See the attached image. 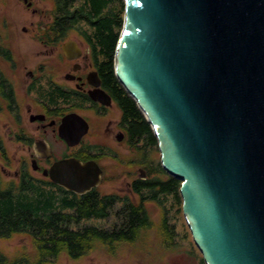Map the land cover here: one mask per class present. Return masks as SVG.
<instances>
[{
    "label": "water",
    "instance_id": "1",
    "mask_svg": "<svg viewBox=\"0 0 264 264\" xmlns=\"http://www.w3.org/2000/svg\"><path fill=\"white\" fill-rule=\"evenodd\" d=\"M124 1L115 75L150 123L163 169L182 182L205 263L264 264V0ZM63 49L82 54L75 40ZM88 129L70 113L59 134L74 146ZM44 174L78 194L103 182L97 161L74 156Z\"/></svg>",
    "mask_w": 264,
    "mask_h": 264
},
{
    "label": "rangeland",
    "instance_id": "2",
    "mask_svg": "<svg viewBox=\"0 0 264 264\" xmlns=\"http://www.w3.org/2000/svg\"><path fill=\"white\" fill-rule=\"evenodd\" d=\"M36 2L37 7L47 11L55 8L54 0H36ZM82 2L83 0H80L76 7L82 5ZM6 18H8V25L13 24L15 29L8 27L2 30V33L5 34L4 39L7 40L8 46L14 49L13 54L17 63L16 69L12 68L11 63L10 65L7 64L8 71L18 76L20 85L27 69L32 68L37 62H50V65L56 68L57 78H64L68 71L67 59L62 50L65 40H76L83 48L84 54L88 51L89 43L81 32L89 29V24L86 22L78 23V27L70 31L67 39L57 44L56 53L48 56L43 46L32 42L28 35L23 34L22 27L28 25L31 19L27 16L22 4L18 3L17 0H0L1 25L5 26ZM19 63L21 66L22 63L27 65L26 68L19 66ZM23 92L20 91V99ZM22 113L25 116L28 114L26 111H22ZM86 113L94 115L91 111H86ZM93 121L96 127L101 125L96 118ZM24 123L20 125V118L10 110H5L0 117V172L3 186L6 187L19 183L20 178L17 177L16 173L22 169L23 171L26 169L25 171L37 179L48 181L41 170H33L31 151H29L31 144L22 141L18 135L23 130L31 133L32 130H35L36 125H32L29 118L25 119ZM96 131L101 132L97 128ZM95 135L96 132H91L86 137L89 145L96 141L108 143L115 148L112 152L116 155V157L104 156L99 159L104 169V182L100 186L102 193L124 196L140 205L141 196L134 192L132 184L139 178L142 168H145L149 179L153 177L167 179L169 174L160 171L163 166L158 145L156 147L148 145L145 149L144 146L133 149L125 144L120 146L112 138L105 137V134L101 133L102 137L99 138ZM50 136L58 157L62 158L63 152L70 150L65 145L58 143L52 134ZM1 147L4 148L3 151ZM129 183H132L131 186ZM47 188L49 190L50 187ZM160 197L159 201L147 200L144 202V209L149 216L150 223L139 232L134 242H121L115 248L108 247L104 243H98L78 262H73L66 252L41 262L37 261L38 250L32 235L29 233H16L8 238L0 237V251L9 262L23 260L28 264H206L186 222L183 202L178 204L173 196L164 194H161ZM94 225L111 228L115 223L105 220L96 222Z\"/></svg>",
    "mask_w": 264,
    "mask_h": 264
},
{
    "label": "trees",
    "instance_id": "3",
    "mask_svg": "<svg viewBox=\"0 0 264 264\" xmlns=\"http://www.w3.org/2000/svg\"><path fill=\"white\" fill-rule=\"evenodd\" d=\"M79 1L54 0L59 17L56 22L59 26L55 28L57 39L66 37L68 30L81 21L89 24V29L81 32L92 47L104 86L117 92L125 116L134 119V133H149L150 142L144 145V149L148 145L156 147L158 140L150 123L115 75V53L124 26L125 1L83 0L82 5L76 7ZM160 171L166 172L163 167ZM28 177L25 175L16 185L6 187L0 172V237L29 233L38 250L39 262L64 252L77 258L93 250L98 243L115 248L121 242H134L139 232L150 223L144 209L145 201H159L160 195L164 194L173 196L178 204L183 202L182 182L173 176L139 180L133 188L140 194L141 204L135 208L125 207L120 212L126 221L111 228L81 226L83 218L109 216L110 211L116 209L115 201L119 196L99 195L96 190L78 196L50 181L41 180L36 184ZM74 207L76 209L72 210ZM0 264L28 263L23 260L9 262L0 251Z\"/></svg>",
    "mask_w": 264,
    "mask_h": 264
},
{
    "label": "flooded vegetation",
    "instance_id": "4",
    "mask_svg": "<svg viewBox=\"0 0 264 264\" xmlns=\"http://www.w3.org/2000/svg\"><path fill=\"white\" fill-rule=\"evenodd\" d=\"M17 1L24 6L27 16L31 19L28 25L22 27L23 34L28 35L32 42H36L38 45L43 46L48 56L54 55L56 53L57 44L67 39L70 31L78 27V24H75L68 30L66 37L57 39L55 28L58 25L56 22L59 17L56 7L47 11L46 9L37 7L36 0ZM68 20L71 23L72 18L70 17ZM65 21H67V19H65ZM5 22V26L0 24V117L5 110H10L14 115L20 118V125H22L27 118H29L32 125H36L34 128L35 130H32L31 133L24 130L22 133H18L22 141L26 143L30 142L31 144L29 146V151H31L30 157L32 158V162L36 161L37 164V168H34L32 165L33 170H41L48 181L60 186L54 183L49 175H45L44 171L49 169L55 161L74 156L82 161H97L103 170L102 177L104 182V169L99 159H102L104 156L116 157L112 152L115 148L108 143H100V141H96L94 144L89 145L86 137L91 132H96L95 137L98 138L102 137L101 133L105 134V137L112 138L113 141L120 146L125 144L133 149L140 148L141 146L147 145V143L149 144V133H134V119L125 116L118 101L117 92L109 91L104 86L103 78L99 70L100 68L93 56L90 44L87 53L84 54L83 48L80 47L79 43L75 40L82 49V54L74 59L68 58L62 46L63 55L67 59L68 67V71L65 73L64 78H57L56 68L52 67L53 65H50V62H37L32 68L27 69L22 78V84L20 85L18 76L8 71L9 68L7 64L10 65L11 63L13 65L12 68L16 69L17 63L16 57H14L13 54L14 49L8 46L7 40L4 39L5 34L2 33V30L8 27L14 28L15 26L13 24L8 25V18H6ZM65 42L66 40L64 43ZM22 64L23 68H26L27 65L24 63ZM19 66H21L20 63ZM98 81L101 83L99 88L105 91H93L98 88L94 83ZM20 91H24L21 95V99ZM93 95L98 96L97 100L93 98ZM22 111L28 113L26 115L27 118ZM86 111H91L94 115L86 113ZM70 113H78L89 124L88 132L83 136L81 141L74 146H69L59 134V127L63 118ZM94 118H96L101 125L96 127L93 121ZM96 128L101 132L96 131ZM103 130L104 132H102ZM51 134L58 143L65 145L66 148L70 150L63 152L64 156L62 158L58 157L57 150L53 146L54 143L51 140ZM1 150L3 151L4 148L1 147ZM25 170L26 169L23 171L22 169L20 172L16 173L20 180L26 175L36 182V184L40 183V179L33 177ZM140 172L139 178L136 179L134 183L139 180L149 179L147 178L145 168H142ZM103 182L84 194L96 190L99 195H106V193L100 191V186ZM134 183L129 184L130 186L131 184L134 186ZM73 193L78 196L84 195L76 192ZM115 206L116 209L110 211L107 217L83 218L81 220V226L94 225L96 222L105 220L115 224L122 223L126 221V217L121 215L120 212L125 209V207L135 208L137 203L127 197L119 196V199L115 201ZM75 209L76 207L72 208V210ZM83 256L84 255L75 258L69 255L73 262H78Z\"/></svg>",
    "mask_w": 264,
    "mask_h": 264
}]
</instances>
